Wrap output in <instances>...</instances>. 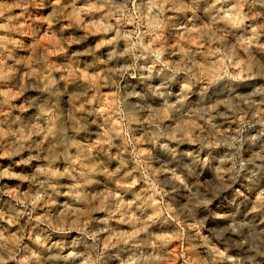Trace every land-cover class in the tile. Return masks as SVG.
<instances>
[{
	"label": "clouds",
	"instance_id": "9594fccd",
	"mask_svg": "<svg viewBox=\"0 0 264 264\" xmlns=\"http://www.w3.org/2000/svg\"><path fill=\"white\" fill-rule=\"evenodd\" d=\"M0 264H264V0H0Z\"/></svg>",
	"mask_w": 264,
	"mask_h": 264
}]
</instances>
